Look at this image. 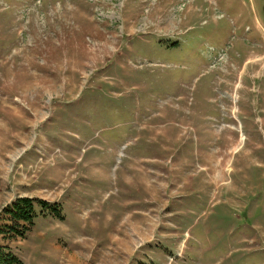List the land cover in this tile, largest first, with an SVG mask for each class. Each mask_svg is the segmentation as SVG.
Here are the masks:
<instances>
[{
	"label": "rangeland",
	"instance_id": "rangeland-1",
	"mask_svg": "<svg viewBox=\"0 0 264 264\" xmlns=\"http://www.w3.org/2000/svg\"><path fill=\"white\" fill-rule=\"evenodd\" d=\"M1 247L264 264V0H0Z\"/></svg>",
	"mask_w": 264,
	"mask_h": 264
},
{
	"label": "trees",
	"instance_id": "trees-1",
	"mask_svg": "<svg viewBox=\"0 0 264 264\" xmlns=\"http://www.w3.org/2000/svg\"><path fill=\"white\" fill-rule=\"evenodd\" d=\"M41 206L42 209H50L54 214L60 215V203L59 202H49L48 200L42 198H29L21 197L15 200L10 207L8 206L6 210L12 215L13 219L23 220L28 225L26 229L28 230L30 225L33 224L34 218L37 215L35 207ZM13 228H17L13 226ZM26 231V230H25ZM23 229H18L16 233L23 234L25 232ZM0 264H21V260L16 256L15 253L6 249L5 247L0 248Z\"/></svg>",
	"mask_w": 264,
	"mask_h": 264
}]
</instances>
